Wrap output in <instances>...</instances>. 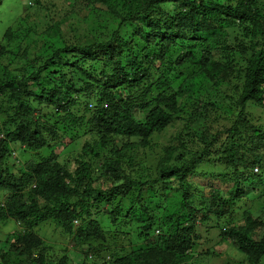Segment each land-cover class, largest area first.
Segmentation results:
<instances>
[{"label":"trees","instance_id":"obj_1","mask_svg":"<svg viewBox=\"0 0 264 264\" xmlns=\"http://www.w3.org/2000/svg\"><path fill=\"white\" fill-rule=\"evenodd\" d=\"M80 1L108 3V0ZM120 1L127 11V18L121 23L132 24L134 30L126 40L113 38L118 33L116 31L110 42L84 47L75 44L62 46L53 50L40 65H32V72L27 75L8 64H0V197L3 198L0 201V223L13 220L20 227L6 240L9 252L22 258L13 264H22L21 261L25 264H69L67 257L51 263L48 248L34 231L49 219L56 222L63 235H68L74 251L83 256L81 264L184 263L193 257L197 223L203 224L210 217L219 220L226 212H232L243 195V184L251 179L245 177L247 172L251 177L264 179V132L257 122L242 115L247 103L264 106V0ZM33 2L38 9L45 7L44 0ZM111 2L109 6L112 8L114 2ZM2 3L0 0V6ZM166 4L178 9L177 12L166 14L155 10L156 6ZM30 8L31 5H27L28 11ZM210 15L219 16L224 22L239 23L232 26L237 37L217 40L212 48L205 50L203 59L196 61L190 42L195 41L199 28L212 31L208 28L213 24L207 22ZM26 17L17 19V23L25 22ZM12 31L10 26L2 35L9 44L19 36ZM59 35L54 24L45 37L38 35L25 41L21 51L53 45ZM240 36L248 39L247 45ZM113 41L117 48L112 47ZM129 44H134L136 49ZM116 51L121 52L123 58L110 62ZM214 52L219 55L223 75L229 72L230 76L234 69L244 68L243 88L236 94L235 101L238 116L234 117L230 108H224L227 120L233 122L221 134V143L215 153L211 147L220 133L214 134L211 140H207L209 135L203 133L197 141L193 124L185 121L182 134L177 135L176 147L164 150L158 169L154 170L157 177L146 180L143 163L135 162L132 157L124 160L126 151L151 149L149 139L161 134L174 122L179 106L167 86V76L174 71L180 75L183 72L185 80L180 86V94L185 93L183 89L187 84L186 90L191 91V86L220 74L216 68L219 65L204 72L206 67L209 68ZM7 55L13 61L14 55L0 45V60H6ZM173 55L176 59L170 62L168 59ZM100 57L105 59L101 77L83 75L84 69H92ZM232 61L236 64L228 71L225 64H232ZM157 69L160 73L152 82L149 78ZM80 82L87 83V88H80ZM154 92H157L156 97L152 95ZM199 105L205 108L204 115L200 116L204 122L220 110L219 104L213 100L204 103L197 98V110ZM141 113L145 114L144 117L137 119L136 115ZM50 120L54 122L50 124ZM81 133L86 134L88 141L73 158V171L69 170L68 161L63 164L58 161V155L49 160L39 157L44 150L54 154L59 140L69 136V144L72 135ZM14 146L35 156L19 167L18 175L11 172L7 163L15 151ZM215 155L223 163L216 161ZM101 159L106 168L105 174L101 175L110 183L108 190L93 188L91 176L97 171L94 164ZM213 161L221 164L223 169L226 167L219 183L189 190L188 175ZM254 169L261 171L253 174ZM209 179L217 181L216 176ZM171 181L177 183L182 193L179 212L168 217L169 222L174 220L171 227L175 233L168 234L167 231L154 236L152 227L159 221L166 183ZM224 185L228 189L222 192ZM134 191L137 194L135 200L122 220L134 227L136 238L131 242L127 240L130 242L128 247L117 246V235L112 237L115 240H106L109 231L104 227L105 221L92 219L91 210L94 212L96 203L99 206L95 213L109 218L111 224L120 223L116 215ZM144 193H150L149 200L143 199ZM196 196L202 200L204 208L198 210L189 202ZM108 206L111 207L107 209ZM184 206L188 210L185 216L180 213ZM251 214L248 210L251 226H226L221 229V235L239 246L246 263L264 264V235L259 236L264 221ZM102 252L109 254L104 257ZM8 254L1 256L3 264H9Z\"/></svg>","mask_w":264,"mask_h":264},{"label":"rangeland","instance_id":"obj_2","mask_svg":"<svg viewBox=\"0 0 264 264\" xmlns=\"http://www.w3.org/2000/svg\"><path fill=\"white\" fill-rule=\"evenodd\" d=\"M33 1L34 0H3V3L0 6V45L6 47L8 52L14 55L13 61H10L7 55L6 60H0V64H8L10 68L15 67L18 72L22 70L24 75L32 72V65H40L41 62L43 63L49 57L53 50L62 46L65 47L75 44L78 47H84L87 44L110 42L116 31H118V33H116L113 38L123 37L126 40V36L131 35L134 31L132 24L121 23L122 20L127 18V11L120 0H113L114 5L112 8L109 6L112 4L111 0H108L107 4L99 3L97 1L87 3L79 0V4H77L75 3L77 0H44L42 4L45 7H40L41 9L36 8V5H33ZM29 2H31V4H29ZM27 5H31L29 11ZM155 10H160L166 14H175L178 9L174 8L172 5L166 4L156 6ZM25 16H27L25 22L21 23L18 21L17 23V19L20 20ZM15 22L16 25H14ZM207 22L213 24L212 27L208 28L212 31L208 32L205 29L199 28L196 32L195 41L190 42V46L194 50L196 61L202 60L205 50L210 47L212 48L217 40L221 42L223 38L228 36L234 38L237 37L236 31H232V26H238L239 23L224 22L223 18L215 15H210ZM54 24L58 27L60 35L53 45H42L33 50L29 49L27 52L21 51L25 41L35 38L38 35L39 37H45V33L51 28V26L54 27ZM10 26L13 30L12 32H15L16 35L19 34L18 39L14 40L11 44H9L7 38H3L2 36L5 30ZM236 26L234 28H237ZM3 39H7L8 41ZM240 40L246 43V45L248 44V39L241 38L240 36ZM230 42L235 45L233 39H231ZM114 46L117 48L113 41L112 47ZM129 46L136 49L134 44H129ZM218 56L217 53H212L211 61L210 63L208 62L209 64L207 63L209 68L206 67L204 72H208V69H214V65H219L216 68L219 69L220 74L217 75L216 78L206 79L195 86H191V91L186 90V86H188L187 84L183 89V92H185L184 94H180V86H182L183 81L185 80L184 73L182 72V75H180L174 71L171 75L167 76V86L170 88V93L176 96L177 107L179 106V111L175 115L174 122L170 126H167L161 134L153 135L151 139H149V143L151 142V149L149 148L145 151L139 152L136 150H128L124 157V160L128 157H132L135 162L143 163L145 168H142V170H146V180L157 177L154 175V170L158 169L161 161L160 159L163 158L164 150L176 147L177 135L182 134V128L185 121L193 124L194 130L196 131L195 133L198 135L196 138L197 141H200L203 133H207L209 135L207 140H211L214 134L219 132L221 135L225 129H228L231 126L232 119H230V122L227 120L228 117L224 112V108H230L234 111V117L238 116V110L236 109L237 104L235 101L237 99L236 94L238 95L243 88L244 78L242 73L244 72V68L234 69L230 76L229 72L228 74L223 75V72L221 73L220 70V64L222 63H220V58ZM122 58L123 55L121 52L116 51L112 55L110 62ZM34 59H38V61L34 62ZM175 59L176 55H173L172 57H169L168 60L173 62ZM104 61V57H100L93 64L92 69H84L83 75L90 78L101 77V74L105 69L102 67ZM235 64L234 61H232V64L226 63V69L231 71V68ZM192 66L199 67L198 65ZM159 73L160 70H153L149 79L152 82H155L154 78ZM80 77L84 79L83 76L80 75ZM80 86V88H87L88 85L87 83L80 82ZM88 90L90 91V88H88ZM194 93L195 95H191ZM82 95L83 99L86 100L85 93ZM152 95L156 97L157 92H154ZM197 98L204 103L213 100L219 104L218 109L220 110H216L208 122L202 121L203 118L200 117L204 115L205 108L204 105H199V110H197V107L195 106V100ZM76 109L77 108H75L74 111H77ZM36 114L38 113L36 112ZM144 115V113H141L140 115L137 114L136 118L141 120ZM242 115L246 116V119L252 120L254 123L257 122V126H259L264 132V106L247 103ZM201 121L202 123H200ZM53 122L54 120L49 121L50 124ZM61 129L62 126H60V130ZM220 135L219 139L211 147L213 153H215L220 146V138L222 137V135ZM71 140L72 141L69 144H67L70 141L69 136L65 140H59L60 142L55 145L56 149L54 154L51 151L44 150L39 154V157L49 160L53 156L58 155V161L61 164L68 161L69 170L73 171L75 167L72 160L81 152L82 146L88 141V137L86 134L83 135L81 133L80 135H72ZM13 148L15 150L13 155L14 161L10 159L7 163L8 166L11 167V172L18 175L19 167L24 163L31 161L35 156L23 152V149H20L19 146H14ZM105 155L109 154L105 153ZM214 158L216 161H219L218 155H215ZM216 161L209 164L207 163L198 171H193L192 174L190 173L188 175V184L190 185L189 190L193 191L197 187H209L212 183H216V185L219 183V180L225 174L224 169L226 170V167L223 166V169L221 167L222 165ZM16 162L19 163L16 164ZM219 162L223 163L222 161ZM123 165H125V163H123ZM94 166L97 171L91 176L92 180L94 179L93 188L96 190H108L110 188V183L106 182V178L101 175L102 173L105 174L106 170V168L103 167V159L96 162ZM260 171L261 169L257 172L253 170V174H259ZM211 176H216L217 181H210L209 178ZM245 177H250L251 179L243 184V195L234 206L231 213L226 212L223 218L219 220L210 217L203 224L197 223L193 237V241L195 242L192 250L193 257L181 264H250L249 262H245V259L242 256L243 253L239 250V246L234 245L230 239L221 235V229L226 228V226L230 228H247L251 226L248 222L251 220L248 219L247 216L248 210H251L252 216H256L264 221V179L251 177V173L248 172ZM118 183L119 182L116 181V184ZM166 184L167 188L163 195L165 197L162 205L163 208L158 215L159 221H156V225L152 227V234H154V236H158L162 233L164 234L167 231L168 234L175 233V229L171 227L174 220L169 222L168 217L175 211L179 212V201L181 200L180 196L182 193L176 182L171 181ZM227 189L228 186L226 187V185H224L222 192ZM136 195L137 194L134 191L122 203L120 211L116 215V219L120 223L111 224L108 220L109 218L95 213V209L99 206L96 205V203L94 204V212L91 210L92 219L102 222L105 221L104 227L109 231V233L106 234V240L111 241L110 239H113L112 237L117 235V237H115L116 242L118 243L117 246L121 245L128 247V244L136 238V232L133 230L134 227L130 226L127 221L123 222L122 220L126 216L130 204L135 200ZM1 198L2 197H0V199ZM149 198L150 193L143 194V199L145 201L149 200ZM189 202L198 210L205 206L202 205V200L197 196L189 200ZM100 207L104 209L106 208L105 206ZM110 207L111 206H108L107 209ZM187 212L188 210L184 206L180 213L186 215ZM76 223L77 222H75V224ZM19 228V225L13 220H7L5 223H0V264H3L1 256L5 253H9V259L7 260L9 264H13L16 259H22L14 256L12 252H9V245L6 242L10 234L15 230H19ZM34 231L43 240L44 246L48 248V256L51 263H53V260L58 261L60 258L64 257L68 258L69 264H81L84 262L83 256L74 251L68 235H63L61 230L57 227L56 222L52 219L41 224ZM262 235H264V228H261L259 232V236ZM128 239H130L129 243H127ZM112 247L114 246L112 245ZM101 254L106 257L109 252H102ZM91 260L92 259L87 260L86 263H89L88 261ZM21 263L25 264L23 261H21Z\"/></svg>","mask_w":264,"mask_h":264},{"label":"clouds","instance_id":"obj_3","mask_svg":"<svg viewBox=\"0 0 264 264\" xmlns=\"http://www.w3.org/2000/svg\"><path fill=\"white\" fill-rule=\"evenodd\" d=\"M78 2H79V0H77L75 3L79 4ZM29 4H31V2H29ZM14 152H15V151H13L12 154H11V160H13V161H14V159H13ZM14 158H15V157H14ZM254 171L257 172L258 169H254ZM2 199H3V198H1L0 201H2ZM255 217H256V216H255Z\"/></svg>","mask_w":264,"mask_h":264}]
</instances>
